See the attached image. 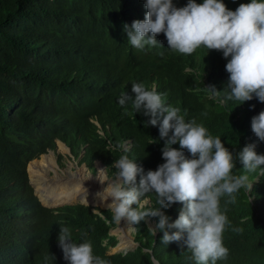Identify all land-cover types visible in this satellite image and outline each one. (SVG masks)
Here are the masks:
<instances>
[{
    "label": "trees",
    "instance_id": "trees-1",
    "mask_svg": "<svg viewBox=\"0 0 264 264\" xmlns=\"http://www.w3.org/2000/svg\"><path fill=\"white\" fill-rule=\"evenodd\" d=\"M188 2L173 0L178 8ZM145 3L0 0V264H68L58 243L61 227L70 229L77 244L90 242L93 254L110 264H150L143 251L148 247L159 264H197L182 242L163 244V232L156 229L159 217L131 223L137 247L108 255L117 245L110 231L118 226L109 209L81 204L49 209L43 205L58 201L42 197L39 201L30 184V162L42 155L40 161H45L50 152L62 160L58 142L75 159L80 155V163L101 159L111 178L117 177L115 160L128 156L144 169L132 186L165 163L162 149L172 133L161 138L159 123L146 128L150 117L136 113L130 101L119 104L124 93L135 98L133 83L166 93L167 105L180 108L186 121L203 124L234 154L255 144L257 154L264 155V141L251 127L252 118L264 111V102L255 96L243 103L226 99L231 91L226 71L231 57L204 46L191 55L181 54L170 49L164 33L156 36V46L130 45L124 25L146 18ZM248 3L251 0H231L227 8L235 11ZM211 86L220 91L218 95L207 89ZM173 147L192 158L179 143ZM233 174H246L252 187L234 193V203L228 202L227 194L220 198L221 211L230 222L223 234L229 256L216 264H264V166L247 172L236 159ZM81 197L84 201L73 196L92 202ZM157 200L156 193L146 194L141 210L158 209ZM182 209L177 202L161 211L174 223Z\"/></svg>",
    "mask_w": 264,
    "mask_h": 264
},
{
    "label": "clouds",
    "instance_id": "clouds-1",
    "mask_svg": "<svg viewBox=\"0 0 264 264\" xmlns=\"http://www.w3.org/2000/svg\"><path fill=\"white\" fill-rule=\"evenodd\" d=\"M200 3L189 0L187 6L178 8L173 0H146V18L133 21L130 27L124 25L130 45L137 49L156 46L159 44L156 36L164 33L170 49L181 54L191 55L201 46L221 50L225 58L231 57L226 65L230 74L227 86L231 90L226 99L243 103L255 96L264 102V0L240 4L235 11L227 8L231 0H201ZM207 89L213 95L220 92L215 86ZM131 90L135 98L124 93L119 104L125 106L130 101L136 113L150 117L144 122L146 128L159 123L161 138H168L172 133L162 149L166 162L155 171H147L139 185L132 186L144 169L122 155L112 165L118 170L116 181L97 196L104 201L112 198L108 208L116 223L127 218L132 224H140L148 217H159L156 229L163 232V244L182 242L181 247L187 246L197 264L226 260L229 249L224 245L223 234L230 222L221 211L220 198L227 194L228 202L234 203V193L252 187L246 174H233L236 159L247 172H253L264 166V155L257 154L255 144L234 154L203 124L186 121L180 108L167 105L166 93H158L155 88L147 90L142 83H133ZM251 127L259 140L264 141V111L252 118ZM176 143L181 149H187L192 158H186L183 151L174 148ZM67 151L70 157L72 154ZM150 192L156 193L160 207L143 211L141 198ZM177 202L183 204V209L178 219L170 223L171 217L161 209H169ZM134 204L138 207L133 208ZM169 228L178 231L170 234ZM58 243L68 264H110L93 254L90 242H74L67 227H61ZM143 251L149 256L150 264H159L151 247Z\"/></svg>",
    "mask_w": 264,
    "mask_h": 264
},
{
    "label": "rangeland",
    "instance_id": "rangeland-1",
    "mask_svg": "<svg viewBox=\"0 0 264 264\" xmlns=\"http://www.w3.org/2000/svg\"><path fill=\"white\" fill-rule=\"evenodd\" d=\"M57 147H58V145H57ZM58 152H59V154H61L63 156V158L60 162H58L56 156L53 153H49L48 156L46 157V160L44 161V163L40 160L35 161L34 163L33 162L31 163L33 165L30 168V174H29L30 179L29 180H30V184L32 185V187L34 189L35 194L38 192L40 194V196L41 195L44 196V194H42L40 191L37 190V189H39V186H37L34 183L35 179L33 178V177H35V175H33L34 171L35 170L38 171V169L40 168L39 170H41V169L44 170L45 181L51 183V185L54 187V190L57 191V193H59V196L49 198V199H47V197L44 196V198L46 200H55L58 198L62 199V198L70 196L73 193H71L70 190L63 185L64 181L65 180L66 181H70V180H76L77 181V179L78 180L81 179L84 183L81 182V185H83V186H80V187H85L86 188V190L84 191L85 194H88L94 200V201H92L90 203H86V204L91 206V205H94L93 203H95L100 207L92 206L93 208H101L102 207V209L103 208L107 209L108 205H103L102 203H109L110 204L112 202V198H109L107 201H104L97 196L98 192H103L104 189L107 188L110 183H113L116 181V177L112 176V178H111L108 175L107 166L103 165L102 161H100L96 157L92 159V161L89 163V165H86L84 162L80 163L79 157H81V156L79 155V157H77L76 159L71 158L72 155L70 157H68L67 156L68 151L62 144H59ZM49 158H51L54 162V166L51 169H49V167L47 166ZM93 166L95 168H97V171L95 173L92 172ZM104 168L106 169V172L99 171L100 169L104 170ZM27 169H28V167H27ZM75 195L79 196L80 199L83 200L81 195H79V194H75ZM37 196L40 199V196L38 194H37ZM89 196H88V198H89ZM74 199L81 201L78 198H73L72 200L69 199L66 201L58 200V202H56L55 204H53L51 206H47V207H54V206L58 207L61 205H66V204H76L78 201H76ZM83 201H81V203ZM77 204H80V202ZM44 206H46V205H44ZM110 234L112 236L116 237L117 245L114 248L109 250V252L107 253L108 255H113V254H118V253H126L129 251H132L135 248V246L133 245V243L130 239L131 234H132L131 223L127 220V218L122 219L120 224L118 223L117 228L110 231ZM128 239L130 240V243H129ZM123 241H124V243H123ZM130 244H132V246ZM127 246H129V247H127Z\"/></svg>",
    "mask_w": 264,
    "mask_h": 264
},
{
    "label": "bare ground",
    "instance_id": "bare-ground-1",
    "mask_svg": "<svg viewBox=\"0 0 264 264\" xmlns=\"http://www.w3.org/2000/svg\"><path fill=\"white\" fill-rule=\"evenodd\" d=\"M60 144V143H59ZM58 144V145H59ZM43 157V156H42ZM40 160V159H39ZM44 163V161H42ZM34 163V161H33ZM46 163V162H45ZM31 164V163H30ZM33 165V164H32ZM31 165V166H32ZM30 166V165H29ZM29 166H28V169H29ZM47 166L49 167V169H51L53 166H54V162L51 158H49V161L47 163ZM46 167V166H45ZM31 168V167H30ZM40 169V168H39ZM38 171H34L33 175H35V177H33L35 179L34 183L39 186V189H37L38 191H40L42 194H44V196L47 197V199L49 198H53V197H57L59 196V193H57V191L54 190V187L51 185V183L49 182H46L45 181V173H44V170H39ZM99 169V168H98ZM97 170V168H96ZM29 173V172H28ZM95 173V172H94ZM79 178V177H78ZM33 179V180H34ZM81 182L84 183L81 179H77L76 180H70V181H64L63 185L68 188L70 190L71 194L70 196L68 197H65V198H58V199H55V200H46L44 198V196H42V198H44L47 202H54V201H58V200H61V201H66V200H69L71 198H73V196H75V194H79V195H85V196H89L88 194H85V190L86 188L85 187H80V186H83L81 185ZM91 186V185H90ZM101 189V188H100ZM36 196H37V193H36ZM40 196V197H41ZM38 197V196H37ZM90 197V196H89ZM92 198V197H90ZM64 199V200H63ZM40 200V199H39ZM91 201H94L93 199ZM42 203V202H41ZM86 204V202L84 203ZM102 204H106V203H102ZM92 206V205H91ZM47 207V206H45ZM55 207V206H54ZM49 208H53V207H49ZM129 240V239H128ZM129 243H130V240H129ZM132 246V244H130ZM129 247V246H127ZM126 247V248H127Z\"/></svg>",
    "mask_w": 264,
    "mask_h": 264
},
{
    "label": "water",
    "instance_id": "water-1",
    "mask_svg": "<svg viewBox=\"0 0 264 264\" xmlns=\"http://www.w3.org/2000/svg\"><path fill=\"white\" fill-rule=\"evenodd\" d=\"M77 203H79V202H77ZM77 203H76V204H77ZM76 204H66V205H76ZM80 204H81V205H85V206H90V205H88V204H84V203H81V202H80ZM66 205H61V206H58V207H62V206H66ZM58 207H53V208H58ZM91 207H92V206H91ZM47 208H49V207H47ZM53 208H50V209H53ZM100 209H102V208H100ZM107 209H109V208H107ZM107 209L103 208L102 210H107ZM130 239H131L133 245H134L135 248H136V247H137V244L134 242L133 237L131 236ZM113 255H114V254H113Z\"/></svg>",
    "mask_w": 264,
    "mask_h": 264
}]
</instances>
